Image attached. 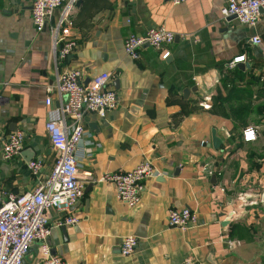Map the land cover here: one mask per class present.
Returning <instances> with one entry per match:
<instances>
[{
    "label": "crops",
    "instance_id": "obj_1",
    "mask_svg": "<svg viewBox=\"0 0 264 264\" xmlns=\"http://www.w3.org/2000/svg\"><path fill=\"white\" fill-rule=\"evenodd\" d=\"M79 1L71 31L78 48L60 67L81 71L85 83L109 73L119 103L104 117H84L83 195L71 209L47 211L50 255L68 264H264V11L249 27L222 18L223 0ZM31 3L0 0V192L15 195L52 172L45 124L65 100L54 87L50 25L35 31ZM157 27L175 35L166 58L147 46L138 61L125 56L127 35ZM247 128L254 141H243ZM16 131L25 133L23 150L4 161L1 145ZM28 152L43 162L39 177L27 169ZM143 162L160 175L146 179L139 203L128 207L102 176ZM184 208L197 224L169 227V211ZM68 215L78 223L56 227ZM130 235L137 246L123 257ZM40 247L34 243L22 264H40Z\"/></svg>",
    "mask_w": 264,
    "mask_h": 264
},
{
    "label": "built area",
    "instance_id": "obj_2",
    "mask_svg": "<svg viewBox=\"0 0 264 264\" xmlns=\"http://www.w3.org/2000/svg\"><path fill=\"white\" fill-rule=\"evenodd\" d=\"M79 0H32L31 19L37 33L50 26L52 37V59L54 87L59 96H64L60 108L52 112L45 124L50 144L55 152L52 172L40 178L31 192L15 195L0 192V264H22L34 243L41 244L43 258L40 264H68L65 260L50 255L46 244L51 234L47 211L51 209H71L81 199L83 187L78 180L77 160L80 156L82 139L85 134L84 117L95 113L104 117L106 112L114 110L119 103L116 92L109 88L111 75L100 73L87 83L79 70H64L60 64L78 48L72 37L73 16ZM173 5H181L186 0H170ZM221 8L223 19L235 17L241 25L252 27L264 11V0H223ZM55 21L52 18L56 11ZM175 35L162 27L149 28L141 35L129 34L123 41L126 57L133 61L140 59V50L147 46L163 53L173 44ZM251 42L259 44L260 39L253 37ZM245 61V56L234 58L229 68ZM243 141L257 138L254 129L247 128L242 133ZM25 133L16 131L9 134L1 145V157L4 161H13L20 157L23 150ZM43 167L40 159L27 163L30 173L39 177ZM149 162L140 163L130 171H117L102 176V180L114 184L117 198L128 207H135L141 198L144 181L159 176ZM198 222L196 213L190 209H172L167 215L169 227L182 231L192 228ZM78 223V218L68 215L56 224V227ZM137 246V239L130 235L123 238L120 254L127 257ZM182 264H198L196 261H184Z\"/></svg>",
    "mask_w": 264,
    "mask_h": 264
},
{
    "label": "water",
    "instance_id": "obj_3",
    "mask_svg": "<svg viewBox=\"0 0 264 264\" xmlns=\"http://www.w3.org/2000/svg\"><path fill=\"white\" fill-rule=\"evenodd\" d=\"M77 4L79 5V4H80V1H78ZM230 19H235V17H230ZM26 154H27L28 157H29V156H32L31 153H29V152L26 153ZM31 158H32V157H29L30 160H31Z\"/></svg>",
    "mask_w": 264,
    "mask_h": 264
},
{
    "label": "trees",
    "instance_id": "obj_4",
    "mask_svg": "<svg viewBox=\"0 0 264 264\" xmlns=\"http://www.w3.org/2000/svg\"><path fill=\"white\" fill-rule=\"evenodd\" d=\"M180 119V118H179ZM178 121V120H177Z\"/></svg>",
    "mask_w": 264,
    "mask_h": 264
}]
</instances>
